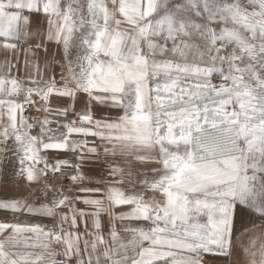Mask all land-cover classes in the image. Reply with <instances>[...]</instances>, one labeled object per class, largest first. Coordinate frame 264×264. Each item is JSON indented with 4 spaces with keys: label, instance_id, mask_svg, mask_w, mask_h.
I'll return each instance as SVG.
<instances>
[{
    "label": "snow or ice",
    "instance_id": "snow-or-ice-1",
    "mask_svg": "<svg viewBox=\"0 0 264 264\" xmlns=\"http://www.w3.org/2000/svg\"><path fill=\"white\" fill-rule=\"evenodd\" d=\"M9 187L0 264H264V0H0Z\"/></svg>",
    "mask_w": 264,
    "mask_h": 264
},
{
    "label": "crops",
    "instance_id": "crops-1",
    "mask_svg": "<svg viewBox=\"0 0 264 264\" xmlns=\"http://www.w3.org/2000/svg\"><path fill=\"white\" fill-rule=\"evenodd\" d=\"M14 75L23 76L24 73H23V71H21V72H19V73H17V72L14 71ZM81 107H82V105H81ZM9 155L11 156V153H9ZM13 159H14V158H13ZM8 168H9V167H8ZM97 171H98V170H97ZM91 186H95V185H91ZM69 187H71V185H69ZM0 195H3L2 192H0ZM81 195H83V194H81ZM45 223H47V221H45ZM49 226H51V225H49ZM254 232H255V234H257V235H260V234L264 233V225H258V226L254 229ZM248 238H249L248 235H246V236L243 238L245 243H247Z\"/></svg>",
    "mask_w": 264,
    "mask_h": 264
},
{
    "label": "rangeland",
    "instance_id": "rangeland-1",
    "mask_svg": "<svg viewBox=\"0 0 264 264\" xmlns=\"http://www.w3.org/2000/svg\"><path fill=\"white\" fill-rule=\"evenodd\" d=\"M8 167H9V170H11V163L8 165ZM2 194L12 196V195H17L18 193H16L11 187H9L5 191H3Z\"/></svg>",
    "mask_w": 264,
    "mask_h": 264
},
{
    "label": "built area",
    "instance_id": "built-area-1",
    "mask_svg": "<svg viewBox=\"0 0 264 264\" xmlns=\"http://www.w3.org/2000/svg\"><path fill=\"white\" fill-rule=\"evenodd\" d=\"M28 116H35L37 115L36 111H35V108H32L31 110H29L27 113H26Z\"/></svg>",
    "mask_w": 264,
    "mask_h": 264
}]
</instances>
